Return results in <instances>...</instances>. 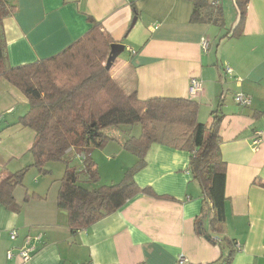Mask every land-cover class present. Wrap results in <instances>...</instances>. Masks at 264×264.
<instances>
[{
  "label": "crops",
  "instance_id": "obj_1",
  "mask_svg": "<svg viewBox=\"0 0 264 264\" xmlns=\"http://www.w3.org/2000/svg\"><path fill=\"white\" fill-rule=\"evenodd\" d=\"M7 1L14 10L0 25L5 65L49 58L97 26L124 45L108 74L125 93L135 92L139 99L190 98L198 103L197 118L209 124L219 116L226 202L223 231L217 234L208 225L209 203L190 174L189 152L153 143L145 166L133 175L153 194L138 193L85 228L70 230L55 196L16 199L18 211L0 204V264H178L180 256L182 264H221L229 255L228 264H264V0H247L239 28L234 0H206L209 8L221 9L222 26L192 21V0ZM224 64L232 74L223 71ZM192 77L200 83L195 94L189 93ZM236 92L248 95L251 104L240 107ZM27 102L0 76V177L22 169L24 157L27 164L35 133L18 122ZM110 130L115 141L101 154L112 161L114 153L131 167L136 157L123 144L140 131ZM99 155H91L97 164ZM26 236L33 249L22 262L16 253Z\"/></svg>",
  "mask_w": 264,
  "mask_h": 264
},
{
  "label": "trees",
  "instance_id": "obj_2",
  "mask_svg": "<svg viewBox=\"0 0 264 264\" xmlns=\"http://www.w3.org/2000/svg\"><path fill=\"white\" fill-rule=\"evenodd\" d=\"M234 1L239 11V28L244 20L247 0ZM192 4V21L212 20L223 25L220 8H209L206 0H192ZM13 10L14 6L7 0H0V25L4 15ZM102 34L95 26L56 55L32 63L7 66L0 26V76L28 99V111L19 117L18 122L35 133L29 148L33 165L42 170L48 161L62 160L66 163L56 205L66 212L70 230L85 228L116 212L138 193L153 194L148 186L140 188L133 175L145 166L147 149L151 144L159 143L189 152L190 174L199 183L204 199L209 203L208 225L211 231L222 233L226 198L223 186L225 162L220 159V136L217 134L220 117L213 112L211 123L197 122L198 103L190 98L139 99L135 92L125 93L108 74L114 62L108 64L107 61L111 54L110 46L115 42ZM94 38H98L102 48L108 50L105 64L91 61L85 49L84 39ZM133 123L140 125L139 136H129L123 146L135 155L136 161L124 171L119 182L91 186L98 182L99 175L87 150L90 146H104L107 136L102 130L105 127ZM71 153L83 159V176L67 166V157ZM24 173L25 168H22L0 177V204L13 211L19 210V204L12 192ZM230 260L229 255L221 264H228Z\"/></svg>",
  "mask_w": 264,
  "mask_h": 264
},
{
  "label": "rangeland",
  "instance_id": "obj_3",
  "mask_svg": "<svg viewBox=\"0 0 264 264\" xmlns=\"http://www.w3.org/2000/svg\"><path fill=\"white\" fill-rule=\"evenodd\" d=\"M221 31L223 32L222 34L226 33L225 32L226 30H224V28H222ZM84 44L86 45L85 49L89 53L90 55L89 58L91 59V61H93L94 63L96 61H98V63L101 62L102 64L106 63L105 58L108 55V50L105 48L104 49L102 48L103 44L98 38L84 39ZM82 51H83V47L80 48L79 54H81ZM122 54L123 52H121L118 57H120ZM203 120H205L203 119V117L197 118V122L208 124L204 122ZM106 129L108 131L109 129H111L110 132L117 131L118 133L124 132L127 130L126 132L130 134L132 130H135V132L136 131L138 132V130L140 131V125L137 123L120 124L117 126H113V125L108 126L106 127ZM106 129L104 128L102 130V133L107 136L106 137L107 142L109 140L110 141L114 140L108 137ZM131 134H134V132H132ZM106 143L102 147L90 146L89 150H87L88 152H90L89 156L92 158V160H93V157L91 155L93 154V152L95 151L96 153H99L100 154L99 160L101 162V164L100 163L97 164L94 161V163L98 165L97 170H98L99 180L97 183H94L91 186H97V185L102 186L106 184H111V182H114V183L119 182V180L123 176L124 171L127 168L125 165L126 161L122 157L118 158L113 153V155L112 154L109 155V159H112V161H108L103 156V154H101L100 151L102 150V148L105 147ZM125 153H128V152H125ZM27 155H29L28 161L26 162L27 164L25 165V157H24L23 158L24 166L21 167V168H25L24 176H22L21 182L15 186L12 192V194H14L15 201L18 202L17 200H19V202L25 203V199L28 197L37 198V200L39 199V197H42V198L48 197V199L49 198L54 199V196L56 197L58 193L57 191L59 190L61 178H63L64 176V173L66 170V166H65L66 163L62 160L48 161L45 163V165L43 166V169L41 170L35 165H33V158L31 154H27ZM128 155H131V154H128ZM67 158L69 160V163L67 166H69V168L71 169L72 168L76 169L79 175L83 176L84 174L83 165H82L83 160L81 159V157L71 153L70 155H68ZM83 181L86 183L85 180ZM87 186H90V185L87 184Z\"/></svg>",
  "mask_w": 264,
  "mask_h": 264
},
{
  "label": "built area",
  "instance_id": "obj_4",
  "mask_svg": "<svg viewBox=\"0 0 264 264\" xmlns=\"http://www.w3.org/2000/svg\"><path fill=\"white\" fill-rule=\"evenodd\" d=\"M206 43H207V41L205 39H203L202 42L200 43V44H202V47L204 49L207 47ZM222 69L226 74H232V72H233V69H231V66L229 64H224ZM198 82H199V80L196 77H192L190 82H188L190 94H195L197 91L200 90V83H198ZM233 99H234L235 103L240 105V107L241 106L242 107L249 106L251 104V98L248 95L243 94L242 92L234 93ZM258 140H259V138L256 137L254 139V143L256 144L258 142ZM76 155L80 156L78 154H76ZM83 167H84V165H83ZM15 231L16 230H11V232H9L11 239L16 238L17 233ZM32 249H33V245H32L31 236L24 237L23 242L21 244H19V246L17 247V253H16L17 258H19L22 262L28 261L30 259L29 257L31 256V250ZM10 253H11V251L9 250L7 253L8 256H10ZM184 262H185V258L183 256H180L178 259V264H182Z\"/></svg>",
  "mask_w": 264,
  "mask_h": 264
},
{
  "label": "water",
  "instance_id": "obj_5",
  "mask_svg": "<svg viewBox=\"0 0 264 264\" xmlns=\"http://www.w3.org/2000/svg\"><path fill=\"white\" fill-rule=\"evenodd\" d=\"M123 44L120 43H114L110 46L111 48V54L109 56L108 64L111 63L124 49Z\"/></svg>",
  "mask_w": 264,
  "mask_h": 264
}]
</instances>
